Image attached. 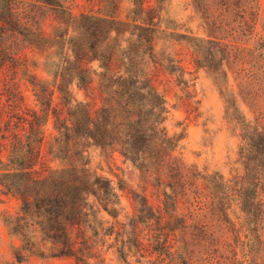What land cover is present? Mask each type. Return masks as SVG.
Returning <instances> with one entry per match:
<instances>
[{"label": "trees", "instance_id": "16d2710c", "mask_svg": "<svg viewBox=\"0 0 264 264\" xmlns=\"http://www.w3.org/2000/svg\"><path fill=\"white\" fill-rule=\"evenodd\" d=\"M152 1L165 0H132L131 19L121 20L93 12L77 16L74 0H0V200L11 194L20 201L19 211L6 216L10 233L21 241L18 262L36 255L89 264L96 244L92 236L100 233L94 210L116 217L119 200L111 180L89 168L95 147L119 151L162 192L159 209L145 195L134 194L137 212L115 238L125 261L264 264V163H249L229 178L176 154L177 139L164 125L168 101L153 73L160 66L174 73L178 65L174 57L156 52L163 18L160 4ZM194 2L208 25L228 40L232 60V43L243 40L238 35L255 31L261 0ZM52 13L74 25L77 35H47L42 18ZM259 46L257 62H263L264 40ZM55 47L56 57L46 64L50 83L31 72L27 51L49 53ZM240 63L246 69L250 62L243 57ZM19 73L32 85L35 107H28L15 87ZM76 89L99 95L101 105L94 109L78 101ZM50 117L56 131L51 153L66 162L57 169L42 162ZM260 136L264 142L263 131ZM108 231L98 239L101 244L114 233Z\"/></svg>", "mask_w": 264, "mask_h": 264}, {"label": "rangeland", "instance_id": "374dc122", "mask_svg": "<svg viewBox=\"0 0 264 264\" xmlns=\"http://www.w3.org/2000/svg\"><path fill=\"white\" fill-rule=\"evenodd\" d=\"M114 1L118 9L113 8ZM152 2L155 6L160 4ZM261 2L262 11L254 33L248 36L239 34L243 38L241 42H229L233 44L231 56L235 62L227 54L225 43L228 40L222 39V31L218 32L210 27L211 24L208 25L209 21L194 0H165L159 5L163 30L156 39V52L163 58L168 55L174 57L178 65L174 73H170L165 66H160L153 73L156 85L168 101L169 114L164 123L166 130L170 136L176 137V154L187 164L196 165L202 170L217 171L229 178L246 170L249 163H264V142L260 136L264 132V61L257 62V56L263 49H260L259 42L264 40V0ZM132 6V0H74L72 8L77 16L93 12L130 20ZM42 19L49 36L67 34L74 37L78 33L74 25L67 21L63 23L55 13ZM114 37L113 34L112 39ZM209 39L215 42L208 44ZM56 50L57 47L49 50L51 53H41L37 49H29L27 57L31 72L42 80L50 81L46 64L56 57ZM243 57L250 62L246 69L240 63ZM3 75L0 71V78L4 79ZM15 87L28 107L36 106L32 85L23 73L17 75ZM74 95L78 101H86L94 109L101 105L99 95L94 98L87 96L85 90L77 89ZM5 115L3 117L7 118ZM55 134L54 120L50 117L45 126L42 162L57 169L66 162L55 159V153H51ZM90 150V170L111 180L118 190L119 200L114 207L116 217L99 207L94 210L93 220L100 233L92 236L96 244L88 259L89 264H146L145 260L137 263L132 257L125 261L120 256L116 247V232L137 212L134 194L145 195L154 208L159 209L163 207L162 192L152 179L143 177L119 151L109 152L95 147ZM1 156L5 160L7 152H2ZM19 207L20 201L15 196H1L0 264L66 263L65 259L36 255L28 256L22 262L16 260L15 251L21 241L10 233L6 216L15 215ZM106 230H114V233L105 237V243L101 244L98 239ZM127 230L130 232L131 228ZM151 250L145 254L149 255Z\"/></svg>", "mask_w": 264, "mask_h": 264}]
</instances>
